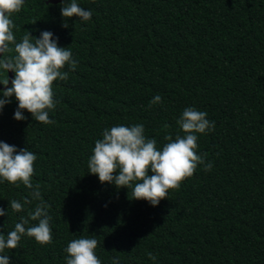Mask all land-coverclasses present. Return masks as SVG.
<instances>
[{
	"label": "trees",
	"instance_id": "obj_1",
	"mask_svg": "<svg viewBox=\"0 0 264 264\" xmlns=\"http://www.w3.org/2000/svg\"><path fill=\"white\" fill-rule=\"evenodd\" d=\"M69 3L26 0L10 17L17 42L50 31L77 67L65 65L68 79L53 82L55 123L26 110L17 121L14 96L0 112V141L37 156L32 183L49 205L53 237L41 245L24 235L0 255L66 264L72 240L95 238L101 264H264V0H76L92 12L88 21L64 19ZM189 107L215 123L197 134V154L213 166L198 165L159 205L88 173L105 129L142 124L162 149L165 137L184 135L177 121ZM31 192L0 181V234L35 210Z\"/></svg>",
	"mask_w": 264,
	"mask_h": 264
},
{
	"label": "clouds",
	"instance_id": "obj_2",
	"mask_svg": "<svg viewBox=\"0 0 264 264\" xmlns=\"http://www.w3.org/2000/svg\"><path fill=\"white\" fill-rule=\"evenodd\" d=\"M62 4H65V0H62ZM23 5L24 0H0V72L6 73L5 78L0 80V84L4 85L0 112L10 103L9 98L14 96L18 102L14 119L25 120L23 112L26 110L36 121L53 124L55 121L49 118V111L57 103L54 100L53 82L57 79L67 80L68 72L62 69L68 65L75 70L77 62L73 60L68 47L58 46V38H54L50 31L41 32L39 38L26 32L20 42L16 41L13 33L15 25L10 17L19 13ZM61 16L64 19L77 17L88 21L92 12L78 6L76 0H71V3L61 7ZM63 26L68 27L67 23ZM8 72L15 74L10 87ZM161 102L159 95L151 101L152 104ZM206 117V112L185 108L177 121L184 135H177L175 140L171 136L165 137L169 142L162 149L157 148L155 139L145 137L142 124L105 129L103 138L95 142L88 161V173L97 175L102 184L132 188L133 199L145 200L157 206L167 198L169 189H179L183 180L193 176L198 165H203L206 171L211 170L212 163H205L204 156L197 154V134L215 128L214 121ZM36 160V154L26 147L17 150L16 146L0 141V181L17 187L22 183L32 190V199L39 201L35 210L29 212L28 218L21 217L7 237L0 234V253L5 249L17 248L24 235L35 238L41 245L53 242L50 227L52 217L47 211L49 205L43 201L40 185L32 183ZM30 203L32 200L24 199V204ZM10 207L15 212L23 210V205L17 200L10 201ZM4 215V209L0 208V216ZM29 220L38 223L26 227ZM97 246L95 238L72 240L65 249L66 264H101L95 253ZM148 257L153 261L157 259L151 252ZM0 264H10V257L0 255ZM112 264H119V260L114 259Z\"/></svg>",
	"mask_w": 264,
	"mask_h": 264
},
{
	"label": "water",
	"instance_id": "obj_3",
	"mask_svg": "<svg viewBox=\"0 0 264 264\" xmlns=\"http://www.w3.org/2000/svg\"><path fill=\"white\" fill-rule=\"evenodd\" d=\"M26 0H24L25 2ZM62 0H46V3L47 4H59L61 3ZM8 75H9V87L11 86V80L14 78V73L13 72H8ZM4 89V85L3 84H0V90H3Z\"/></svg>",
	"mask_w": 264,
	"mask_h": 264
}]
</instances>
